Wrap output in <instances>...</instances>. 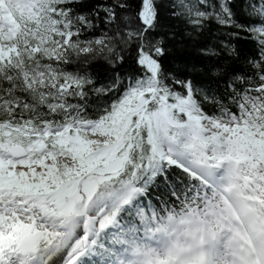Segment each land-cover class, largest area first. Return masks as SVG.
<instances>
[{"label":"snow or ice","instance_id":"6c2138e0","mask_svg":"<svg viewBox=\"0 0 264 264\" xmlns=\"http://www.w3.org/2000/svg\"><path fill=\"white\" fill-rule=\"evenodd\" d=\"M0 264H264V0H0Z\"/></svg>","mask_w":264,"mask_h":264}]
</instances>
